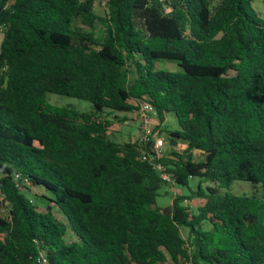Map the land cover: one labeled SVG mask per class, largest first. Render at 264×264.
<instances>
[{
  "label": "trees",
  "instance_id": "16d2710c",
  "mask_svg": "<svg viewBox=\"0 0 264 264\" xmlns=\"http://www.w3.org/2000/svg\"><path fill=\"white\" fill-rule=\"evenodd\" d=\"M253 1L105 0L98 17L97 0H0V264H264V195L229 192L264 185ZM48 93L93 110L52 106ZM143 102L157 129L166 114L177 122L159 158L151 137L108 136L121 121L111 112ZM159 165L170 184L199 179L163 209Z\"/></svg>",
  "mask_w": 264,
  "mask_h": 264
},
{
  "label": "rangeland",
  "instance_id": "374dc122",
  "mask_svg": "<svg viewBox=\"0 0 264 264\" xmlns=\"http://www.w3.org/2000/svg\"><path fill=\"white\" fill-rule=\"evenodd\" d=\"M208 1L210 2L211 6H215L216 3L218 2V0H208ZM251 8L261 19H264V2H262L261 0H254L251 4ZM105 11H106L105 0H97L94 6V14L98 17H102ZM95 25H96L95 32H97L98 29H100V23L97 20H95ZM77 26H80L83 30L86 31L89 30L87 26L81 25L80 22H77ZM0 42H1V35H0ZM157 66L161 69H166L171 71L178 70L176 65L170 62H160L157 64ZM46 100L52 106L68 107L79 113H90L93 110L92 105L89 102L63 95L48 93L46 95ZM110 116L111 118L116 116L121 120V121L113 120V126L108 131V136L111 140L117 143L135 142L139 140L141 130H140L139 117L137 111L130 113L111 112ZM124 118L125 120L128 121L127 124L124 123L125 122V120H123ZM156 124H158V121L154 117L151 119L149 128L152 129L154 133L157 134L158 136L161 137L163 136V138H165L166 135L165 133L161 135V131H169L177 128V122L172 114L165 115L164 121L161 125H159L158 129L155 127ZM181 146L182 144L178 143L177 147L175 148L176 149L175 151L177 153H182V148H180ZM171 150H173V148L165 144L164 147L161 148L160 153L162 155H166L167 152ZM198 157H199L198 154L194 152L193 158L197 159ZM198 182H199L198 178H191L188 181V188L190 190H195ZM201 186L204 187L211 185L209 183H203L201 184ZM188 188L173 184L161 185V187L158 190V196L155 201V206L161 209L168 207L171 204L172 199L175 198L176 196L187 195L189 193ZM36 191H39V189H36ZM229 192L233 195H247V196L260 197L264 195V185L252 184L250 182H245V181H234L230 186ZM28 195L30 194L26 193V196ZM35 201L37 204H41L39 205V210L44 211V206L42 205V202L39 199H36ZM183 204H185L187 208L191 210V212L192 211L195 212V209L200 205V200L198 199L185 200ZM182 234L185 235V232H182ZM65 238L69 240L72 237L69 234H67Z\"/></svg>",
  "mask_w": 264,
  "mask_h": 264
},
{
  "label": "built area",
  "instance_id": "2783aa9c",
  "mask_svg": "<svg viewBox=\"0 0 264 264\" xmlns=\"http://www.w3.org/2000/svg\"><path fill=\"white\" fill-rule=\"evenodd\" d=\"M138 117H139V124H140V130L141 134L139 139L140 140H146L148 137H151L153 140V148L156 153V158H159L162 156L160 153L161 148L164 147L166 144L161 136H158L157 134L154 133L152 129L149 128L150 122L152 118H156V114L154 112V109L152 106H150L147 103H141L139 104L138 108ZM157 170L160 173V177L165 182L166 184H170V178L168 174H165L163 172L164 167L161 165L157 166Z\"/></svg>",
  "mask_w": 264,
  "mask_h": 264
},
{
  "label": "crops",
  "instance_id": "0c3cea01",
  "mask_svg": "<svg viewBox=\"0 0 264 264\" xmlns=\"http://www.w3.org/2000/svg\"><path fill=\"white\" fill-rule=\"evenodd\" d=\"M125 124H127L128 123V121L127 120H125V122H124Z\"/></svg>",
  "mask_w": 264,
  "mask_h": 264
}]
</instances>
